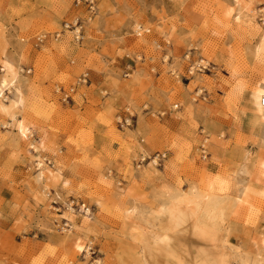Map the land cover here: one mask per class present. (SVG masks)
Returning a JSON list of instances; mask_svg holds the SVG:
<instances>
[{
	"label": "rangeland",
	"instance_id": "374dc122",
	"mask_svg": "<svg viewBox=\"0 0 264 264\" xmlns=\"http://www.w3.org/2000/svg\"><path fill=\"white\" fill-rule=\"evenodd\" d=\"M75 20L81 43L63 28ZM263 35L264 0H0V80L12 62L23 99L15 122L0 110V264H239L255 249L263 259L264 184L240 189L252 202L239 220L237 194L206 184L249 175L244 163L264 177V125L250 107ZM83 74L75 103L61 104L56 87ZM177 197L188 198L178 213ZM235 222L247 247L228 243Z\"/></svg>",
	"mask_w": 264,
	"mask_h": 264
},
{
	"label": "bare ground",
	"instance_id": "6f19581e",
	"mask_svg": "<svg viewBox=\"0 0 264 264\" xmlns=\"http://www.w3.org/2000/svg\"><path fill=\"white\" fill-rule=\"evenodd\" d=\"M255 54H257V55L264 54V35L261 38L260 43L255 47ZM1 77L2 78L0 80V100H7L9 98V96L11 94L12 95H11V98H10V100H11V107L5 105L2 102L1 103V106H0L1 107L0 110L4 114L8 115V117L11 119V121L15 122L17 119H16V116L14 115V113L12 112V109L21 107V105H23L22 104L23 103V99H22L21 89L17 85V83H18V75H17L16 69H15V66L13 65L12 62H10V61H5L4 62V74ZM9 90H11V91L9 92ZM7 94H10V95L9 96H6ZM4 102H7V101H4ZM250 107L252 108L253 117L255 118V120L264 125V77H262L261 79H259L257 81V83L255 84V86L253 87V89L251 90V94H250ZM18 134H19V136L21 138H25L26 139V138H28V135L31 134V132H30L29 128L23 122H19V125H18ZM38 167H42V164L41 163H38ZM261 167H262V171L264 173V162L262 163ZM41 176L42 175L40 174V177ZM214 180L215 179L210 180L208 183H206L208 185L209 192H212V191H210L211 189H216V188L218 190H221L222 192L226 190L225 189V186H224V189H223V187H222L223 184H222L221 181H220V183H221V186H220V185H218L219 182H216ZM218 180L219 179H217V181ZM247 190H249V189H247ZM217 191H216V193H217ZM246 192H247L246 191V188L243 189V190H240L237 193V196H236V199L237 200L234 199L235 202L237 201V204H238L239 208L245 202L244 201L245 200V197L244 196H245ZM212 194H214V193L212 192ZM214 195H211L210 196L208 194L206 196H203L204 198L203 197H199L198 198V196H197V198L195 200H193V202H195V203L198 202L199 203L202 200L205 201V200H208L209 198H212ZM219 196L224 197L223 194L222 195L221 194L218 195V197ZM188 197H190V196H188ZM174 198H176V197H174ZM177 199H178V197H177ZM186 199H188V198H186ZM186 199L185 198H182V197H180L178 200L175 199V201H177V202H174V206H173L174 212L178 213L179 209L182 207L181 205H183V202L187 201ZM189 203H190V201H189ZM187 204H188V202H187ZM246 204H248V203H246ZM191 206L193 207V205H191ZM193 208H191V209H193ZM88 212L90 213L89 210L87 211V213ZM75 247H76V250L78 252L83 251V248L81 246H79V244H75ZM261 254H262L261 252H258V255L257 256L260 257ZM240 259H241V257H240ZM239 264H264V261H263V259H260V258L256 259V258H253L250 255H244V257L240 260Z\"/></svg>",
	"mask_w": 264,
	"mask_h": 264
},
{
	"label": "built area",
	"instance_id": "2783aa9c",
	"mask_svg": "<svg viewBox=\"0 0 264 264\" xmlns=\"http://www.w3.org/2000/svg\"><path fill=\"white\" fill-rule=\"evenodd\" d=\"M87 7H88V12H89V20H92L94 18V16L96 15V6L94 4L93 1H87L86 2ZM64 31L67 30L69 32L73 33V38L76 42L81 43L84 41L85 39V35H84V23L80 20H75L74 22H67L64 24ZM139 34H142L145 32V29L139 28L137 31ZM64 32L55 34L54 39H59ZM48 34H42L39 35L35 38L36 40V46H42L45 42L48 41ZM27 74H30L32 72V70H27L26 71ZM128 76V75H126ZM89 79H88V75L87 74H83L82 76H80L77 81L75 82L74 85L70 86L69 88L65 89L64 87H60L57 86L56 87V94L59 96V101L61 104L63 105H73L75 103L74 101V96L75 94H77V91L79 89L80 86L86 85L88 83ZM7 96V95H6ZM121 124L122 127H128L130 122L129 120H125L123 121L121 119ZM203 152L205 153V149L204 146H202ZM149 163L153 164L156 167L162 166L163 163L166 160V153H157L156 155H154L152 158L149 159ZM140 162V165L144 164V162H146V158L142 157L137 163ZM44 163L47 166H51L52 168L55 166L54 162L50 159H45ZM70 207L73 210L76 209H81L83 211V213L87 214V211H90V208L86 206L85 203L77 200V199H73L70 203ZM69 229V225L67 223H64L61 227L62 231H67Z\"/></svg>",
	"mask_w": 264,
	"mask_h": 264
},
{
	"label": "crops",
	"instance_id": "0c3cea01",
	"mask_svg": "<svg viewBox=\"0 0 264 264\" xmlns=\"http://www.w3.org/2000/svg\"><path fill=\"white\" fill-rule=\"evenodd\" d=\"M249 159L250 158H248V160ZM261 161L262 160H260V162ZM243 167L248 168V170L250 172L249 175H247V174H238L237 176L223 175L224 179H226V180H224V185H223V189L225 186L226 190L221 192L223 194V196H235L237 194V191H239V189H242L243 186H245V185H249V183L258 182L259 184H264V177L262 175H259L255 178L254 174L251 173V171H253V170H251V164L250 163H244ZM167 178H169V177H167ZM249 178H252L249 180L250 182L247 181ZM217 192H219V191H217ZM251 202H252V193H251V196L249 198L248 204H250ZM246 208H247V204L244 206H241L235 214L231 212L233 215H235V220H239V217H241L245 213ZM245 229H247V227L243 226V224H239L238 222H235V224L231 228V230L233 232L228 239V243L232 246L237 247V248L247 247L249 245L247 240H243L241 238V232L244 231ZM263 239H264V237L263 238L260 237V239L256 240V241H258L257 243H260V241H263ZM254 246L257 247V244L255 243ZM241 251L244 252L245 250H241ZM256 252H257V250L255 249L251 253L252 257L255 258ZM263 259H264V257H263Z\"/></svg>",
	"mask_w": 264,
	"mask_h": 264
}]
</instances>
